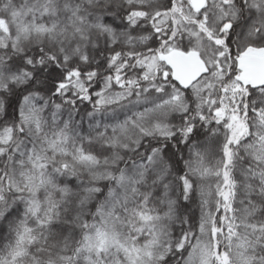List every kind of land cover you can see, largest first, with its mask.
<instances>
[{
  "label": "snow or ice",
  "instance_id": "obj_1",
  "mask_svg": "<svg viewBox=\"0 0 264 264\" xmlns=\"http://www.w3.org/2000/svg\"><path fill=\"white\" fill-rule=\"evenodd\" d=\"M0 264H264V0H0Z\"/></svg>",
  "mask_w": 264,
  "mask_h": 264
}]
</instances>
